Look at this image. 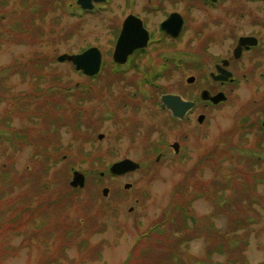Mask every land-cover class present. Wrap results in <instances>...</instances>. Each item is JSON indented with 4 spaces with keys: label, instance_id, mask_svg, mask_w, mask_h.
Masks as SVG:
<instances>
[{
    "label": "rangeland",
    "instance_id": "1",
    "mask_svg": "<svg viewBox=\"0 0 264 264\" xmlns=\"http://www.w3.org/2000/svg\"><path fill=\"white\" fill-rule=\"evenodd\" d=\"M13 1L10 0L11 5ZM171 6V2L167 3L168 8ZM77 15L75 0H47L46 35L36 28V44H7L0 59V66L7 67L17 54L20 58L15 69L17 75L0 82V90L7 100L0 111L7 112L12 101L18 103L16 93L30 89L37 94L50 83L77 87L72 96L60 98L59 102L68 107L64 117L69 118L50 123L52 134L47 135V93L34 96L32 104H20V111L16 108L18 118L12 124L3 121L5 116L0 120V132L2 128L10 131L12 125L19 131L17 155L12 154V141L0 139V217L11 218L13 214L6 212L10 207L28 202L36 206V198L23 203L27 195L47 194L50 200L47 215L52 217L47 223L73 229L72 242L65 248L68 256L60 253L58 245L59 241L68 240L64 234L59 235L61 238L56 243L52 239L44 243L41 241L45 236L32 235L29 226L23 228L22 235L9 240L11 243L0 235V242L6 240L4 246L15 249L12 253H0V264H123L137 236L160 221L164 210L177 198H192V211L198 221L205 226L209 223L210 227L206 226L209 229L213 223L214 232L229 233L231 218L253 215L255 224H247L237 231L239 237L248 239L243 257L247 263L243 259L237 264H264V159L251 171L247 167L249 161L239 151L248 152L259 143L264 149V138L256 131L264 118V81L244 84L227 102L208 107L202 125L197 117L184 124H174L170 114L160 108L162 94L182 93L186 78L191 74L200 77L202 73L172 70L154 82L158 90L154 86L146 87V98L136 93L134 71L126 76H110L106 65L100 78L83 77L70 62H57L58 56L78 54L97 46L105 61H109L120 17L80 19ZM150 18L154 23L162 16ZM219 19L211 17L210 29L200 30L203 31L200 35L195 32L194 36L201 56L210 44L211 64L212 58L222 55L232 44L231 39H226L229 31L220 25ZM191 33L192 29L186 37L190 38ZM179 47L187 48L188 44H179ZM29 55L32 61L42 57L39 69L32 67V61H25ZM47 61L57 63L51 64L48 71ZM79 108L85 111L83 122L79 120L81 124L77 118ZM112 110L116 111V117L103 119V113L111 115ZM255 117L259 123H251ZM95 120L99 121L97 126L93 124ZM99 134L104 135L103 139L98 138ZM175 142L180 144L178 154L171 147ZM159 153L163 156L158 161ZM124 157L141 163L142 168L125 176H112L110 166ZM74 171L86 176L84 188L71 187ZM41 182L47 183V192L38 186ZM222 182L235 184L224 195L238 196L244 213L232 208L219 209L220 195L214 191ZM126 184L131 187L125 188ZM243 184H250L246 188H249L247 197L240 194ZM105 187L109 189L106 197ZM27 189L28 193L23 194ZM245 198L248 200L244 202ZM11 230H3L8 239ZM84 238L87 240L83 246ZM210 242L206 234L194 240L183 253L185 263L198 264L207 254ZM144 255L134 252L133 264ZM215 256L227 264V256Z\"/></svg>",
    "mask_w": 264,
    "mask_h": 264
},
{
    "label": "flooded vegetation",
    "instance_id": "2",
    "mask_svg": "<svg viewBox=\"0 0 264 264\" xmlns=\"http://www.w3.org/2000/svg\"><path fill=\"white\" fill-rule=\"evenodd\" d=\"M178 1L181 2L180 7H178ZM169 2L172 4L170 8L167 7ZM68 3L67 1V6ZM91 4L93 7L87 9V7L84 8L83 0H75L77 16H81L80 19L86 16L104 15L120 17L117 22L118 33L111 54H109L110 60L107 62L103 58L102 68L109 65L110 76H126L134 71L133 73L136 74V76L134 75L135 89L139 97H147L146 87L149 85L158 90L159 88L154 85V82L172 70L187 69L202 73L200 77L192 74L187 77V85L182 93L167 92L162 94V96H180L184 101L193 103V107L188 110L185 117L180 119L167 108H163L162 101H160V108L170 114L174 124H184L197 117L198 123L202 125L199 118L201 116L206 118L208 107H216L227 102L231 94L238 91L244 84L264 81V0H91ZM174 14L182 18V26L176 36L173 34L178 25L172 27L174 31L164 26V23ZM151 16H162V19L154 24ZM129 17H134L135 23L138 25L142 23L149 33V39L144 43L147 44L145 47L134 50L129 54L126 62L119 65L115 62L114 55L124 23ZM211 17L221 18L219 19L220 25L229 31L226 39L232 41V44L222 55L215 59L212 58V64L208 59L212 57L210 55H213L209 52L210 44L207 45V52L204 51L206 55L203 53L202 56L194 44L197 41L194 37L196 36L195 32L200 35L203 31H208L211 26ZM36 28L40 34L46 35L47 0H14L12 5L10 0H0V59L3 57L4 47L7 44L27 46L36 44L34 39ZM190 29L193 30V34L191 33L189 38L186 35ZM200 30L203 31L200 32ZM39 42L42 41H37V43ZM130 44H141V42L133 41ZM179 44H188V47L180 48ZM30 58L31 55L25 61H30ZM19 59L17 54L10 66H0V82L7 81L17 75L15 69L20 64ZM206 63L211 65L205 66ZM190 79L192 81H189ZM205 91L209 93L207 99L202 97ZM154 94L150 95L153 97L152 99H155ZM218 95H221L222 101L215 103L211 100V97ZM34 96L35 91L30 89L27 92L16 93L15 98L18 103L12 101L13 104L7 112L0 111V120L2 121L5 116L3 121L12 124L19 115L16 108L19 110L22 103L32 104L35 101ZM5 97L6 95L4 96L3 91L0 90V106L7 101ZM84 112V108L78 109L79 123L84 120V116H82ZM110 112L113 114L105 115L103 113V119L116 117V111ZM251 120V123H259L258 117ZM260 122V125L264 126V118ZM97 123H99L98 120L93 121L95 126ZM18 132L17 128H13V125L10 131L2 128L0 132V139L12 141V154L15 155L18 153L16 146ZM171 147L173 148L172 145ZM162 156L163 153H159L157 160L159 161ZM124 158L126 159V157Z\"/></svg>",
    "mask_w": 264,
    "mask_h": 264
},
{
    "label": "trees",
    "instance_id": "3",
    "mask_svg": "<svg viewBox=\"0 0 264 264\" xmlns=\"http://www.w3.org/2000/svg\"><path fill=\"white\" fill-rule=\"evenodd\" d=\"M39 60H42V57L38 59H32L30 60V63L32 61V67L33 68H40L39 67ZM58 62V61H57ZM57 62H49L47 61V69L49 71L51 64H56ZM74 67V66H73ZM75 70V68H74ZM76 71V70H75ZM77 72V71H76ZM90 80H93L89 78ZM77 87L74 88L70 84H66V86L62 85H56V84H48L47 89L43 91H38V93L35 95L40 96L39 94H46L47 93V135L52 134V131L49 127L50 123H58L62 120H65L69 118V116H65L66 110H68V107H65L63 104L59 102L60 98L64 99L65 97H70L74 93H72L73 90H76ZM36 92V91H35ZM58 104H60V107ZM258 134L264 138V128L263 126H260L259 129L256 130ZM240 148V147H239ZM238 148V149H239ZM241 157L243 159L248 160L247 167L253 171V169L256 166L260 165V162L264 159V149L261 146V143L256 144L255 147H252L248 152H243L244 149L239 150ZM46 167V165H45ZM48 170V168H47ZM17 180V179H16ZM18 181V180H17ZM15 185L17 184L16 181ZM43 182L39 183L38 186H41L42 190L47 192V183L42 184ZM13 184V182H12ZM217 185V184H216ZM215 185V186H216ZM247 185L250 184H243L242 187L244 189L243 192H240L241 196L247 197ZM12 186V185H10ZM235 187V184L225 183L222 182V185H219V187L214 191V194L220 195L218 200V203L221 201L227 200L228 202L225 205H219V209L226 210L227 208H232L236 211H239L241 213L245 208L242 206L243 204L238 203V196H228L226 197L224 194H226V190ZM241 187V186H240ZM242 189V188H241ZM28 193V189L24 190L23 194ZM46 197H43L45 196ZM198 195V194H197ZM239 195V194H238ZM201 195H198V197ZM43 197V198H40ZM37 205L33 206L28 202L30 199L32 201H35ZM236 198V200H235ZM177 200V202L175 201ZM170 206L164 210L163 217L160 219V221L156 222L154 225H151V227L141 233L137 236L136 241L134 242L132 246L131 253L129 254L128 259L123 264H133V255L135 253L143 252L145 255L139 260L136 264H186L185 260L183 258L185 257L183 253L189 249V245L196 239L201 237L203 234H206L210 237L211 242L208 246L207 254L204 256L203 259H199L198 264H222L221 261L217 259L218 257L215 256H221L225 257L227 256L226 263L227 264H237L239 261L243 260L247 263V259L243 258L245 256V251L248 248V239L244 237H239V234H237V231L240 229H243L249 225L255 224L256 221H254L255 218H253V215L245 214L244 216L241 215L237 217L231 218L230 225H229V233H219L214 232V225L212 223L211 228L209 229L206 226H209V223H205L206 226L199 222L195 214L193 213L192 209L193 206L191 203H193L192 198H177L175 199ZM185 201L186 203H183L182 201ZM248 199L245 198L244 202ZM49 196L47 194H34L27 195L23 198V203H27V205L23 206H15L10 207L6 211L9 214H13L11 218L3 219L0 217V235L4 237L8 242L9 240L15 239V237H18L19 235L23 234V228L24 227H31V234L34 236H40L44 235L45 239L41 242L47 243V239L51 240L53 243H56L58 238H61V234H64L63 237L68 240H61L58 242V245L61 249V254L64 256H68V252L65 250L67 248V244H70L72 242V233L73 229L68 228V226H63V228L60 225H57L53 223H47L52 218L51 216H48L47 213V204H48ZM242 202V201H239ZM236 203V204H234ZM234 205L233 207H230ZM16 210V212H15ZM4 216V214H3ZM40 217V218H39ZM41 219L40 221H38ZM204 220V219H202ZM205 221V220H204ZM209 222V221H208ZM48 225V226H47ZM96 227V226H95ZM210 227V226H209ZM11 228V236H9V239L5 237V232L3 230H8ZM213 228V229H212ZM55 233L57 235L55 236ZM13 238V239H12ZM70 238V239H69ZM85 239V238H84ZM4 240V241H6ZM86 240H83V243L81 245H85ZM4 241L0 242V253L7 254V252H13L15 251L14 247H10V245L7 246V244L4 246ZM12 242V241H11ZM9 242V243H11ZM40 244V243H38ZM3 245V246H2ZM68 249V248H67ZM149 252V253H148ZM240 254L242 256H240ZM239 258H238V256ZM217 259V260H215ZM50 260H47V262ZM195 264V263H192Z\"/></svg>",
    "mask_w": 264,
    "mask_h": 264
},
{
    "label": "water",
    "instance_id": "4",
    "mask_svg": "<svg viewBox=\"0 0 264 264\" xmlns=\"http://www.w3.org/2000/svg\"><path fill=\"white\" fill-rule=\"evenodd\" d=\"M84 8H92L91 0H83ZM136 19L134 17H129L124 23L122 33L118 40V45L116 47V52L114 55L115 62L123 64L126 62L127 57L137 48L145 47L147 44H144L149 39L148 31L143 27L142 23L139 25L135 23ZM178 25V26H177ZM164 26H167L172 30V27H176V31L173 35H177L179 29L182 26V18L174 14L171 18L164 23ZM174 31V28L173 30ZM133 41H139L141 44H130ZM243 42V40H241ZM60 62L70 61L74 64L77 70L83 71L84 74L93 76L97 74L102 65V53L99 50V47H91L79 54H61L57 58ZM193 80V78H192ZM191 79L189 81H192ZM209 93L205 91L202 95L204 99H207ZM221 95L216 97H211V100L215 103L222 101ZM163 107L169 109L173 115L177 118H184L189 109L193 107V103L184 101L180 96L176 95H164L162 97ZM205 116L199 118V122L203 123ZM104 135L100 134L99 138H103ZM173 147L177 152H179L180 145L179 143H174ZM140 168V164L131 160L125 159L115 162L110 167V173L112 175H123L125 173L135 171ZM86 184V176L79 171L73 173L72 181L70 185L75 188H84ZM130 184H126L125 188H130ZM103 194L106 197L109 194V189L104 188Z\"/></svg>",
    "mask_w": 264,
    "mask_h": 264
},
{
    "label": "bare ground",
    "instance_id": "5",
    "mask_svg": "<svg viewBox=\"0 0 264 264\" xmlns=\"http://www.w3.org/2000/svg\"><path fill=\"white\" fill-rule=\"evenodd\" d=\"M100 75H102V74H100ZM100 77V76H99Z\"/></svg>",
    "mask_w": 264,
    "mask_h": 264
}]
</instances>
